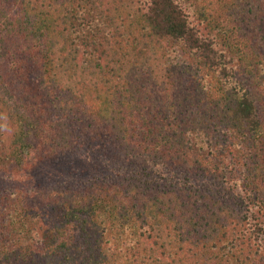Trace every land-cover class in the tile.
I'll use <instances>...</instances> for the list:
<instances>
[{
	"label": "trees",
	"instance_id": "1",
	"mask_svg": "<svg viewBox=\"0 0 264 264\" xmlns=\"http://www.w3.org/2000/svg\"><path fill=\"white\" fill-rule=\"evenodd\" d=\"M0 172V264H264V0H0Z\"/></svg>",
	"mask_w": 264,
	"mask_h": 264
},
{
	"label": "rangeland",
	"instance_id": "2",
	"mask_svg": "<svg viewBox=\"0 0 264 264\" xmlns=\"http://www.w3.org/2000/svg\"><path fill=\"white\" fill-rule=\"evenodd\" d=\"M62 168L57 162H50L48 164H41L38 168V174L35 180L42 182H51V180L57 179L58 171ZM53 182V181H52ZM29 182L24 177H9L8 175L3 176L0 172V188H24Z\"/></svg>",
	"mask_w": 264,
	"mask_h": 264
}]
</instances>
